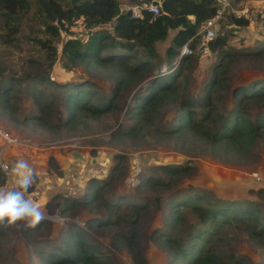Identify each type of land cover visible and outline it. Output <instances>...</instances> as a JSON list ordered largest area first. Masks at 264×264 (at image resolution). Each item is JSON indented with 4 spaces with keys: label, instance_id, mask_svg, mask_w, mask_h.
Segmentation results:
<instances>
[{
    "label": "rangeland",
    "instance_id": "rangeland-1",
    "mask_svg": "<svg viewBox=\"0 0 264 264\" xmlns=\"http://www.w3.org/2000/svg\"><path fill=\"white\" fill-rule=\"evenodd\" d=\"M117 1L123 11L142 0ZM228 14H244L248 22L233 25ZM14 16L6 24L0 15V86L7 81L9 87L7 95L0 97V126L26 144L9 146L3 151L18 156L14 163L7 161L11 179L7 182L8 191L15 190L19 182L12 167L19 161L27 162L33 169L34 183L24 196L39 206L44 219L33 228H26L23 221L8 227L0 225V264H37L36 249L44 253L54 247L61 254L62 236L70 227H79L86 241L98 244L100 264H168L172 246L163 238L186 239L191 227L198 225L195 213L184 205L180 206L182 214L177 224L174 227L168 224L167 209L171 200H180L178 195L189 185L205 190L210 200L218 196L250 198L256 202L261 210L257 221H251V217L242 221L230 219L214 229L202 248L213 253L218 261L238 258L242 264H264V231L251 232L264 224V131L248 130L238 140L244 148L241 152L222 155L207 146L203 135L164 133L175 111L174 105L159 107L153 112L147 110L153 116L139 127L131 112L134 107L130 106L134 94L144 90L155 71L179 66L178 81L185 86L184 94H195L204 77L217 69L226 85L212 92L217 101L208 121L212 130L230 105L226 86L264 77V53L257 57L247 54L259 44V36L264 35V0H229L213 25L212 37L227 35L222 50H211L208 39L200 34L194 39L192 52L184 54L182 65L178 57L168 59L165 54L174 29H169L163 39L154 41L149 53L135 48V57L128 65L146 59L150 68L143 72L141 81L120 89L115 108L92 114L78 108L72 117L64 104V93L70 88H65L79 80H90L88 88L102 95L110 89L118 65L110 61L105 66H96L95 72V65L89 68L84 61L71 59L61 51L66 37L81 38L87 34L89 28L81 18L71 22L66 30L60 28L58 33L51 34L33 0H29L25 11ZM98 28L112 34L107 23ZM109 40L107 37L102 42ZM51 47L55 49L53 56ZM110 49L119 51L107 46L99 54L105 55ZM66 80L67 86H62L61 82ZM96 101L99 100L88 97V102ZM245 109L249 118L258 110L253 105ZM195 110L196 116L201 117L200 109ZM71 151L79 152L84 159L73 157ZM3 154L1 159H5ZM184 162L193 166L191 173L171 175L159 170L152 173L168 180L167 187L139 185L143 172H149L151 166ZM92 178L104 180L96 199L88 205L69 209L65 199L79 198L88 190ZM118 199H121L119 204L109 206ZM131 201L141 203L135 207ZM97 216H108L109 221L86 222L90 217L97 220ZM114 232L134 233L135 246L128 249L123 242L112 244Z\"/></svg>",
    "mask_w": 264,
    "mask_h": 264
},
{
    "label": "trees",
    "instance_id": "trees-1",
    "mask_svg": "<svg viewBox=\"0 0 264 264\" xmlns=\"http://www.w3.org/2000/svg\"><path fill=\"white\" fill-rule=\"evenodd\" d=\"M38 12L46 19L45 28L51 34L58 33L60 28L67 29V26L81 18V22L89 29L84 37L77 38L68 36L62 43L61 51L66 53L71 59H79L85 62V65L91 68V65L105 66L113 61L118 66L116 74L112 80L110 89L104 94H99L97 90L89 89L91 82L79 80L78 83H70L67 86V80L61 82V85L69 89L65 95L64 104L70 112V117L75 116L76 109L82 108L92 113H99L111 108H115V99L121 88L133 86L140 82L144 74L148 72V60H137L133 65H128V61L135 57V48L142 49L149 53L154 41L163 39L169 29H175L169 44L165 48V54L169 58L178 57L180 65L184 61V54H180V47L185 42L193 46L195 40L187 41L201 25V23L214 15L217 9L216 0H161L160 13L153 14L146 10L142 16L133 18L129 15L127 9L123 11L119 8L117 0H33ZM29 6V0H0V15L4 21L15 19V14L25 11ZM228 20L236 26L245 25L248 19L243 15L228 14ZM48 21L54 22L48 23ZM109 24L112 34L102 32L98 28L102 24ZM95 29L93 32L90 29ZM90 31V32H89ZM100 31V32H99ZM109 37V42L102 40ZM227 39L226 33L215 35L207 40L211 50L221 49ZM259 44L251 47L247 54L258 56L264 53V35L259 36ZM43 44L44 41H41ZM49 47V44H47ZM115 47L119 51H110L105 55H100L103 47ZM52 56L55 53L54 47H51ZM222 50V49H221ZM241 49L240 51H243ZM223 52H226L223 50ZM92 62V63H91ZM91 63V64H90ZM97 69L95 70V72ZM145 71V73H143ZM94 72V71H93ZM181 74L179 66L167 67V70L153 72L148 78L144 90L134 94L130 102L133 116L136 117V124L139 127L142 122H146L159 107L163 108L169 104L174 105V112L164 133L182 134L195 133L203 135L207 139V146L219 151L222 155L228 152L239 153L243 146L238 140L248 130L264 131V77H254L244 83L228 84L230 105L225 111L224 117L211 130L208 121L215 111V102L212 92L219 86L226 85L220 71L214 69L201 81L199 92L184 94L185 86L178 81ZM85 82V84H84ZM186 83V82H184ZM9 87L7 81L0 86V97H5ZM64 90V91H65ZM179 95V96H178ZM93 96L99 101L95 103L88 102V97ZM253 105L258 110L253 111L251 118L247 117L245 106ZM195 108H199L201 117H197ZM70 119V118H69ZM185 131V132H184ZM115 132V131H114ZM129 132V131H125ZM124 133V132H123ZM115 135H120L115 132ZM193 166L184 163L159 164L151 166L149 172H143L139 180V185L162 186L167 187L169 181L159 175H153L155 171L176 175L180 173H191ZM5 176L0 170V184ZM79 198L65 199V205L69 209L73 206H84L96 199L101 189V182L104 180L92 178ZM171 200L169 209H167L168 224L174 227L181 217V205L189 206L197 216L196 226L191 227L186 239L183 238H163L164 242L171 247V254L167 261L168 264H242L235 259L232 261H218L213 253L208 249H203V242L207 241L214 229L230 219L244 220L251 217V221H257L261 210L254 200L245 198L244 200L223 198L216 196L208 199L207 192L195 186H188ZM73 201V202H72ZM121 199L110 202L109 206L119 204ZM133 206L137 207L141 202L131 201ZM106 218L90 217L86 222L95 221L96 223L108 222ZM177 221V222H176ZM264 223V222H263ZM193 225V224H190ZM28 228V227H26ZM253 230V228H252ZM264 231V224L257 230L251 231L253 234ZM134 233L125 235L122 232H114L112 235V244L123 242L128 249L135 246L136 237ZM61 247V254L53 248L42 253V249L34 250L38 257L37 264H58L68 261V263L79 264H100L98 255L100 247L96 243H90L84 239L83 231L77 227H70L66 230ZM132 239L134 244L132 243ZM234 259V258H233ZM137 261V260H135Z\"/></svg>",
    "mask_w": 264,
    "mask_h": 264
},
{
    "label": "clouds",
    "instance_id": "clouds-1",
    "mask_svg": "<svg viewBox=\"0 0 264 264\" xmlns=\"http://www.w3.org/2000/svg\"><path fill=\"white\" fill-rule=\"evenodd\" d=\"M12 172L19 177V182L15 190L0 191V225L8 227L23 221L26 227L33 228L44 219L39 206L24 196L33 187V169L27 162L19 161L12 167Z\"/></svg>",
    "mask_w": 264,
    "mask_h": 264
},
{
    "label": "built area",
    "instance_id": "built-area-1",
    "mask_svg": "<svg viewBox=\"0 0 264 264\" xmlns=\"http://www.w3.org/2000/svg\"><path fill=\"white\" fill-rule=\"evenodd\" d=\"M160 1L161 0H142L140 3L132 4L126 9L129 12V15L133 18H139L142 16V13L144 10L151 12L153 14H159L160 13ZM229 0H216L217 2V9L214 13V15L210 18L205 19L199 28L188 37L187 41L194 40L198 37V35H202L204 38L209 39L213 36L214 29L213 25L214 23L221 17L224 9L228 5ZM193 48L188 45L187 42L182 44L180 47V54H189L191 53ZM26 144V141H22L17 135L5 130L0 126V157H2V151L9 146H16ZM5 168L7 171H5ZM0 170L6 176L5 178V184L8 182V174H9V163L5 161L4 159L0 158ZM8 178V179H7ZM12 185L11 183H9Z\"/></svg>",
    "mask_w": 264,
    "mask_h": 264
},
{
    "label": "crops",
    "instance_id": "crops-1",
    "mask_svg": "<svg viewBox=\"0 0 264 264\" xmlns=\"http://www.w3.org/2000/svg\"><path fill=\"white\" fill-rule=\"evenodd\" d=\"M244 15V14H243ZM245 17H246V15H244ZM175 30V29H174ZM175 32V31H174ZM2 126V125H1ZM6 149V148H5ZM4 149V150H5ZM3 150V151H4ZM2 151V153H4L3 154V157L5 158L4 160L5 161H8V162H10V161H12L13 163L14 162H16V159H18V156L16 155V154H13L12 152L11 153H8V154H5L6 152H3ZM12 178H13V176H12ZM9 180H11V179H9ZM16 181V180H15ZM0 191H8V184L6 183H4L3 185H0Z\"/></svg>",
    "mask_w": 264,
    "mask_h": 264
},
{
    "label": "water",
    "instance_id": "water-1",
    "mask_svg": "<svg viewBox=\"0 0 264 264\" xmlns=\"http://www.w3.org/2000/svg\"><path fill=\"white\" fill-rule=\"evenodd\" d=\"M70 154L73 156V157H78L80 159H84V156L82 154H80L79 152H76V151H71ZM11 168V166H10ZM30 190V189H29Z\"/></svg>",
    "mask_w": 264,
    "mask_h": 264
}]
</instances>
